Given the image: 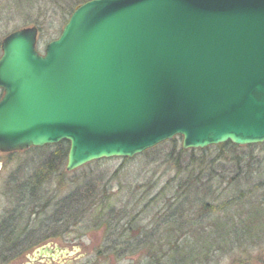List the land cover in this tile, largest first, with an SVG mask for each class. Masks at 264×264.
<instances>
[{"label": "water", "instance_id": "obj_1", "mask_svg": "<svg viewBox=\"0 0 264 264\" xmlns=\"http://www.w3.org/2000/svg\"><path fill=\"white\" fill-rule=\"evenodd\" d=\"M38 34L3 42L2 153L68 142L71 172L178 136L264 144V0H90L44 54Z\"/></svg>", "mask_w": 264, "mask_h": 264}, {"label": "rangeland", "instance_id": "obj_2", "mask_svg": "<svg viewBox=\"0 0 264 264\" xmlns=\"http://www.w3.org/2000/svg\"><path fill=\"white\" fill-rule=\"evenodd\" d=\"M51 8L48 0H0V42L15 31L36 27L39 31L37 50L43 54L54 35ZM177 138L182 146L181 137ZM169 150L168 145L159 153L145 155L144 152L132 159H103L71 172L64 164L61 177H56L53 169L46 165L53 146L0 153V263L12 257L15 259L8 264H149L148 235L153 236L150 240L158 242L154 252L165 259V264L171 256L183 255L182 250L186 248L194 249L198 264H264V208H259L255 199L248 197L241 204L223 206L233 195L249 191L257 174L250 177L249 182L241 180L242 183L231 190L222 187L216 191L217 202L210 214L198 205L194 208L185 205L184 219L179 220L182 231L163 225L165 209L171 205L179 184L174 165L166 157ZM239 153L254 154L256 162L262 165L259 167L255 162L251 170L264 171L263 144L241 149ZM217 155L215 152L210 156ZM216 168L224 169L226 176L233 175V165L228 158ZM217 173L221 175L220 171ZM35 174L44 182H35ZM34 182L36 198L30 200L27 191L22 202L18 193H24ZM83 185L86 190L94 186V191H106L107 203L92 198V203L96 198V208L87 213V218L77 228H70L69 223L66 226L55 223V195L59 201L66 193ZM103 185L107 187L105 190ZM254 193L253 197L262 194ZM102 205L107 209L103 211L98 207ZM257 207L255 216L252 212ZM227 226L229 231L231 228L240 230L239 235L223 236L222 227ZM249 229L254 231L252 235L248 234ZM10 242L15 246L9 245ZM49 244L52 248L80 251L73 256L38 257V250ZM175 246L179 254L171 251ZM10 247L17 250L8 251ZM215 248L219 252L214 253Z\"/></svg>", "mask_w": 264, "mask_h": 264}, {"label": "trees", "instance_id": "obj_3", "mask_svg": "<svg viewBox=\"0 0 264 264\" xmlns=\"http://www.w3.org/2000/svg\"><path fill=\"white\" fill-rule=\"evenodd\" d=\"M88 1L90 0H48V6L52 7L51 9L54 13V35H52L50 42L60 36L63 27L66 25L73 12L79 6ZM168 145L170 146V150L169 154H166V157L168 159V162L174 165L173 169L176 171V178L178 179L179 184L177 194L173 198L171 205L165 209V214L162 218L164 219L163 225H165V227L169 226L173 231L176 232L182 231L184 228L180 226L179 220L184 219V216L182 215L186 212V208H183L185 205L189 204L192 206V208L198 205L200 208H202V210H206L207 214H210L211 210L214 209L213 204L217 202L216 198L214 197L216 191H218L222 187H224V190L226 191H228V189L231 190L233 189V187L235 188V185L241 184V180L249 182V180L251 179L250 177L256 176V174L258 175V178L253 183H251L253 184V187L249 191L242 192L241 194L239 192V196L233 195L231 199L226 200V203L223 206L230 207L231 205H237V203L241 204L244 202V200H247L246 198L248 197L249 199H255L258 207L260 206L261 208H264V175H261V173H263L264 171H259V169H257L258 172H256L255 170H251L253 163L254 165H256L257 163L259 167L262 165V163H260V161L256 162L257 158H255L254 154L242 155L241 153H239L241 149H250L252 146H236L228 142L222 145L211 146L204 150H183L182 146L179 144L178 138H175L172 141L164 142L156 146L152 150L146 151L144 154L150 155V153H159L162 150L163 146ZM53 147L54 151L47 158L46 165L53 169L56 177H61V168L64 166V164H66L67 161L69 143L61 142L57 145H54ZM215 152L218 155L217 157L212 158L210 155L211 153ZM227 158L233 165L234 169L232 171L233 175H230L228 173L229 176H226L224 174V169L218 170L216 168L222 165ZM217 171H220L221 175L217 173ZM39 174H35L36 178L34 181L44 182V179L41 178ZM35 182L33 183V185H29V189H24V193H21V195L18 193V196H20L19 198H22V202H25L24 196L27 191H29L28 193L30 196V200L36 198L37 195H35V193L37 186L35 185ZM97 183L98 182H95L94 184ZM83 187L84 185L77 186V189L75 191L66 193L59 201L58 197L55 195V223H63L64 226L69 223L70 228H77L87 218V213H90L94 208H96V198L97 202L101 201L102 204L107 203L106 191H94V186L90 187L89 190L83 189ZM102 187L104 188V190L107 188L105 185H103ZM254 191H256L258 194L259 192H261L262 194L253 197L255 195ZM94 197H96L95 202L92 203L91 200ZM174 205L175 208L173 207ZM98 207H100L103 211L107 209L104 208L103 205ZM258 207L255 208L252 212L255 216H257L258 210L260 208ZM172 211H174V213L171 215L170 213ZM222 212L224 211L222 210ZM175 214L179 215L176 217ZM249 226L251 225H248V227ZM222 228L224 229L222 233L223 236H232L235 234L239 235L240 233V230L236 231V228H231L230 231L228 230V226L227 228ZM183 232H185V230ZM252 233H254V231L249 229L248 234L252 235ZM152 237L153 236L147 235L148 243H146V247L149 248V264H165V262H163L165 259L163 258L162 260L161 257L159 258L158 252H154L155 246L159 244L158 242L150 240ZM173 243L174 242H172V244ZM9 245L15 246V244H11V242L9 243ZM172 249L177 251V254H179L177 246L172 247L171 251ZM192 249L186 248L182 250L183 255L181 256H171L167 264H175V262L177 261H180L181 263L192 262V264H198V262H195L196 257L192 252L194 249ZM12 250L17 249L10 247L8 251ZM217 252H219V249L215 248L214 253ZM14 259L15 258L12 257L8 258V260L1 262L0 264H8Z\"/></svg>", "mask_w": 264, "mask_h": 264}, {"label": "flooded vegetation", "instance_id": "obj_4", "mask_svg": "<svg viewBox=\"0 0 264 264\" xmlns=\"http://www.w3.org/2000/svg\"><path fill=\"white\" fill-rule=\"evenodd\" d=\"M9 35H10V34H9ZM9 35H8V36H9ZM8 36H6V37L0 42V50H1V56H0V59H1L2 55H3V49H2L3 42H4V40H5ZM3 96H4V90H3L2 88H0V101L2 100ZM0 153H2V152H0ZM55 248H56V247H55ZM55 248H52V245L49 244L48 246H43V247H41V248L39 249V252H38V253L42 252L41 257H42V258H48V257H51V254L48 252V250H55ZM40 250H42V251H40ZM38 253H37V254H38Z\"/></svg>", "mask_w": 264, "mask_h": 264}]
</instances>
